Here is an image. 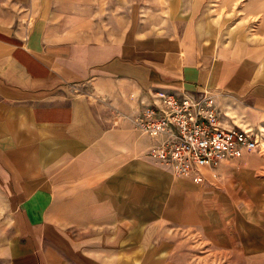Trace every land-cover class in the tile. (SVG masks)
Returning <instances> with one entry per match:
<instances>
[{"label": "crops", "instance_id": "crops-1", "mask_svg": "<svg viewBox=\"0 0 264 264\" xmlns=\"http://www.w3.org/2000/svg\"><path fill=\"white\" fill-rule=\"evenodd\" d=\"M97 2L0 0V264L188 261L190 206L134 121L156 92L218 94L226 124L264 136V41L116 38L82 12ZM220 224L209 237L232 247Z\"/></svg>", "mask_w": 264, "mask_h": 264}, {"label": "rangeland", "instance_id": "rangeland-1", "mask_svg": "<svg viewBox=\"0 0 264 264\" xmlns=\"http://www.w3.org/2000/svg\"><path fill=\"white\" fill-rule=\"evenodd\" d=\"M81 10H88L92 15L94 28L116 38L153 33H195L199 37L220 34L228 38L264 41V0H109ZM259 142L256 151L207 170L201 183L177 175L168 168L173 179L169 189L183 191L191 210L184 221V248L188 254L184 264H241L244 257H250L251 264H264V136H259ZM217 193L226 196L227 200L212 199ZM198 196L200 211L196 212L201 216L200 233L194 231L192 220L193 200L196 206ZM3 201L0 197V206ZM218 202L221 205L214 204ZM156 216L160 218L159 214ZM216 220L222 223L223 237L224 226H227L232 247H221L209 237V225ZM152 235V247L156 250L161 243V232L152 231ZM227 243H230L228 239Z\"/></svg>", "mask_w": 264, "mask_h": 264}, {"label": "built area", "instance_id": "built-area-1", "mask_svg": "<svg viewBox=\"0 0 264 264\" xmlns=\"http://www.w3.org/2000/svg\"><path fill=\"white\" fill-rule=\"evenodd\" d=\"M218 94L156 92L136 116L135 124L156 140L146 153L174 173L205 180L228 160L238 159L259 146L253 130L226 124Z\"/></svg>", "mask_w": 264, "mask_h": 264}]
</instances>
